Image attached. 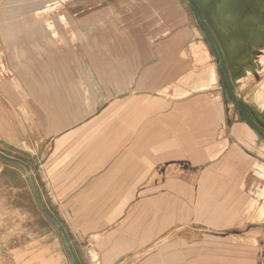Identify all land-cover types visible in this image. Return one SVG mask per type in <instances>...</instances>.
Here are the masks:
<instances>
[{"label": "rangeland", "instance_id": "374dc122", "mask_svg": "<svg viewBox=\"0 0 264 264\" xmlns=\"http://www.w3.org/2000/svg\"><path fill=\"white\" fill-rule=\"evenodd\" d=\"M195 2L198 10L189 0H41L13 16L0 0L3 161L31 174V158L45 152L30 147L51 131L151 125L149 152L141 130L134 143L136 156L152 161L153 191L138 193L124 217L140 236L154 233L153 222L157 239L117 264H264V136L249 119L264 130V0ZM9 25L15 34L7 40ZM154 67L161 74L146 88ZM48 123L54 130L43 131ZM26 219L33 228L35 219ZM72 249L78 264H100ZM57 250L75 264L66 246L29 253L41 259ZM9 260L0 256V264Z\"/></svg>", "mask_w": 264, "mask_h": 264}, {"label": "crops", "instance_id": "0c3cea01", "mask_svg": "<svg viewBox=\"0 0 264 264\" xmlns=\"http://www.w3.org/2000/svg\"><path fill=\"white\" fill-rule=\"evenodd\" d=\"M4 36L7 40L12 37ZM160 74L158 67L146 70V88L153 79L156 83ZM151 107L147 106L142 112L148 115L159 110L158 105ZM45 127L43 131L54 130L49 123ZM150 128L151 125H140L51 131L41 139V146L30 147L34 155H38V151L45 152L40 160L31 158V174L25 172L21 164H10L0 158V220L4 223L0 235H6L0 238V256H9V264H66L67 255L62 250L52 255L47 252L41 259L29 253L33 247L67 248L62 232L71 246H80L86 251L87 261L117 264L129 254L143 256L145 252L140 250L157 239L155 224L150 223L153 234L140 236L133 219L124 214L138 205L135 202L138 193L151 194L153 191L152 161L149 154L145 158L136 156L138 145L134 143L135 132L141 130L145 136L141 143L149 152ZM85 134H89L90 139L84 145ZM88 148L108 150L103 154L90 153ZM263 211L264 206L261 207ZM16 218L20 220L16 222ZM26 218L35 219L33 228L27 227ZM29 232H35V239L23 237ZM74 250L77 262L81 261ZM154 256L156 258L157 254ZM129 257L128 260L133 258ZM126 263L127 260L121 264Z\"/></svg>", "mask_w": 264, "mask_h": 264}, {"label": "water", "instance_id": "95a60500", "mask_svg": "<svg viewBox=\"0 0 264 264\" xmlns=\"http://www.w3.org/2000/svg\"><path fill=\"white\" fill-rule=\"evenodd\" d=\"M189 1L193 4L194 8H195L196 10H198V7H197V5H196L195 0H189ZM201 17H202V19H203V23H204V25H205L207 31L209 32V34H211V36H212V38L214 39V41L218 43V38H217L216 33L213 32L212 28L207 24V22H206V20L203 18V16H201ZM217 47H218V49L221 51V56H222V67L224 68L225 75H226V78H227V82H228V84H229V86H230V88H231V94H232V96H233V99H234L235 103L238 104V106H240V108L242 109V111H243L244 113H246V110H245V108L243 107V104H241V102H240L239 99L237 98V96H236V94H235V91H234V88H233V86L231 85L230 69L228 68L227 60H226V58L224 57L223 50H221V46H220V45H218ZM247 115H248V114H247ZM249 119L251 120V122H253V124L256 126V128L258 129V131L261 133V135L264 136V130L259 126V124H258L257 122H255L254 119H253L251 116H249ZM62 235L65 237V241H66L67 249L69 250V252H71L75 264H78L77 259H76V255L73 254L72 246H71V244H70V242H69V240H68L66 234H65L64 232H62Z\"/></svg>", "mask_w": 264, "mask_h": 264}, {"label": "bare ground", "instance_id": "6f19581e", "mask_svg": "<svg viewBox=\"0 0 264 264\" xmlns=\"http://www.w3.org/2000/svg\"><path fill=\"white\" fill-rule=\"evenodd\" d=\"M6 4L8 15H16L27 11L28 8L41 5V0H3ZM16 18V17H15ZM13 17V19H15Z\"/></svg>", "mask_w": 264, "mask_h": 264}, {"label": "flooded vegetation", "instance_id": "af4514ba", "mask_svg": "<svg viewBox=\"0 0 264 264\" xmlns=\"http://www.w3.org/2000/svg\"><path fill=\"white\" fill-rule=\"evenodd\" d=\"M2 32H3L4 35L9 34V35L13 36V35L15 34V31H14V29L12 28L11 25H9L8 27L2 29Z\"/></svg>", "mask_w": 264, "mask_h": 264}]
</instances>
